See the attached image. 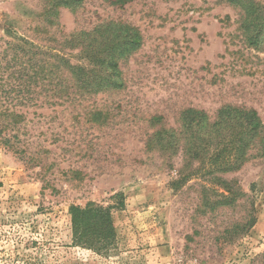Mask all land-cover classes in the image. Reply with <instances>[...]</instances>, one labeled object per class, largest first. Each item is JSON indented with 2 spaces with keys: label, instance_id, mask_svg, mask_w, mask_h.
<instances>
[{
  "label": "rangeland",
  "instance_id": "rangeland-1",
  "mask_svg": "<svg viewBox=\"0 0 264 264\" xmlns=\"http://www.w3.org/2000/svg\"><path fill=\"white\" fill-rule=\"evenodd\" d=\"M46 1L0 0V53L7 19L40 43L110 19L138 26L144 40L122 63L124 89L82 100L101 118L79 106L33 107L25 141L0 144V264H264V157L225 174L246 195L211 209L206 179L185 169L181 151L171 157L147 146L155 131L177 128L188 107L215 116L226 104L245 105L264 119V52L244 43L239 8L223 0H84L60 9L58 27L35 31ZM90 201L113 206L116 242L105 253L73 242L69 207ZM251 215L248 232L224 234Z\"/></svg>",
  "mask_w": 264,
  "mask_h": 264
},
{
  "label": "trees",
  "instance_id": "trees-1",
  "mask_svg": "<svg viewBox=\"0 0 264 264\" xmlns=\"http://www.w3.org/2000/svg\"><path fill=\"white\" fill-rule=\"evenodd\" d=\"M131 0H113L124 4ZM239 8L238 30L244 43L264 52V4L261 0H223ZM84 0H47L40 17L43 22L34 27L43 31L60 24V9L79 8ZM4 30L10 38L0 53V144L11 149L23 143V126L33 107L79 106L94 116L101 111L83 103V99L126 87L122 63L143 44L138 26L121 20H103L91 29H80L57 37L52 34L47 43L36 42L16 30L12 20H6ZM46 32H49L46 29ZM162 117H155L160 121ZM23 130V131H22ZM149 149L182 152L185 169L200 174L203 184V204L211 209L235 205L246 193L236 178L224 175L237 171L250 159L264 157V119L259 111L245 105L226 104L211 116L206 110L185 108L177 128L163 127L147 140ZM18 152V151H17ZM200 160L199 167H188ZM117 206L123 208V193ZM113 206L95 202L71 204L73 242L75 245L105 253L116 242ZM256 222L255 215L225 229L239 236Z\"/></svg>",
  "mask_w": 264,
  "mask_h": 264
}]
</instances>
